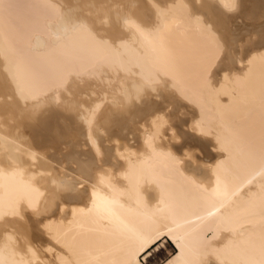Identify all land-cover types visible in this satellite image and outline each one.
Wrapping results in <instances>:
<instances>
[{"label":"bare ground","instance_id":"6f19581e","mask_svg":"<svg viewBox=\"0 0 264 264\" xmlns=\"http://www.w3.org/2000/svg\"><path fill=\"white\" fill-rule=\"evenodd\" d=\"M35 1L0 0V264H264V0Z\"/></svg>","mask_w":264,"mask_h":264},{"label":"rangeland","instance_id":"374dc122","mask_svg":"<svg viewBox=\"0 0 264 264\" xmlns=\"http://www.w3.org/2000/svg\"><path fill=\"white\" fill-rule=\"evenodd\" d=\"M7 1V2H6ZM3 2H4V5H6L7 4V7H6V9L7 10H9L10 11V14L12 13H15V10H16V14H13L14 16L15 15H18L19 13L18 12H20L21 13V11H24V13L23 14H25V16L21 13V15L19 14L18 15V17H20V18H22V17H24L23 18V20H28L30 17V15H31V18H32V15L33 14H31V13H34L35 14V16L38 14V13H41V14H38L37 16H42V14L44 13V10L42 9L41 10V8H43V7H41V6H38L37 4H39V2L36 4V1L34 2V0L33 1H31V0H3ZM5 2H6V4H5ZM31 2V3H30ZM35 4V5H33V4ZM10 4V5H9ZM26 4V5H25ZM40 5V4H39ZM42 5V4H41ZM15 8H14V7ZM26 7H27V11H26ZM33 7V8H32ZM38 7V8H37ZM13 8V9H12ZM17 8H18V10H17ZM25 8V9H24ZM35 8V9H34ZM40 8V9H39ZM38 9V11H36ZM13 10H14V12H13ZM43 11V12H41V11ZM31 12V13H29V12ZM29 14H28V13ZM37 12V13H36ZM28 14V16H26ZM12 16V15H11ZM17 17V18H18ZM25 17H26V19H25ZM241 18V17H240ZM13 19H16V16H15V18H13ZM33 20H34V18H32ZM31 19V20H32ZM242 19V18H241ZM241 19H237V22H239L241 25L243 24L242 23V20ZM16 20H19V19H16ZM22 19H20V21H21ZM30 20V19H29ZM262 20H264V18L262 19ZM20 21H17V25H22L23 23H25V22H22L21 24H19L20 23ZM16 22V21H15ZM245 22H250V20H245ZM242 26H244V24L242 25ZM248 28H252V26L251 25H249V26H247ZM243 32H245V31H247L246 30V28L244 27V29L242 30ZM178 113H180L181 115H182V113H181V111L180 112H178ZM177 115V114H176ZM176 115H174V119H175V123H173V124H175L174 126H176V128L177 127H179L178 128V130H183L184 132H189V130L188 129H191V128H186V126H188V122H184V119H187L188 117L187 116H189L188 114H185V117H187V118H183L184 117V114L182 115V116H180L179 115V117L180 118H182L183 120H181L179 117H178V115L176 116ZM178 118V119H177ZM180 120V121H179ZM176 121H178V122H176ZM173 122H174V120H173ZM186 124V125H184V124ZM184 128H183V127ZM189 127V126H188ZM175 128V129H176ZM177 130V131H178ZM192 130V129H191ZM169 132H171V131H168V134H170ZM178 132H180V134H182V133H184V132H182V131H178ZM193 132H195L194 130L192 131V132H190V133H193ZM177 133V132H176ZM185 135V134H184ZM184 135L182 134L181 136L178 134V136L180 137V138H184ZM183 136V137H182ZM178 137V138H179ZM178 138H176L175 140L174 139H172V140H174L172 143H175L176 144V140H178V141H181L182 139H178ZM177 141V143H180V142H178ZM182 142V141H181ZM210 146H211V144L209 145V150H211L212 148H210ZM199 150L198 151H200L201 149L200 148H198ZM214 150V149H213ZM212 151V150H211ZM215 151V150H214ZM197 152V151H196ZM201 152H202V150H201ZM200 153V152H199ZM199 153H196V155H198L197 157L199 158V156H201V153L199 154ZM202 154H203V152H202ZM176 254V249H175V246L173 245V243L167 238V237H164V238H162L158 243H156L152 248H151V251H148L145 255H143L142 257H141V259H142V261H143V263L144 264H161V263H163L164 261H166L167 259H169V258H171L172 256H174Z\"/></svg>","mask_w":264,"mask_h":264},{"label":"snow or ice","instance_id":"6c2138e0","mask_svg":"<svg viewBox=\"0 0 264 264\" xmlns=\"http://www.w3.org/2000/svg\"><path fill=\"white\" fill-rule=\"evenodd\" d=\"M224 56H225V58L228 57V51L227 50L225 51ZM149 251H151V249H149Z\"/></svg>","mask_w":264,"mask_h":264}]
</instances>
